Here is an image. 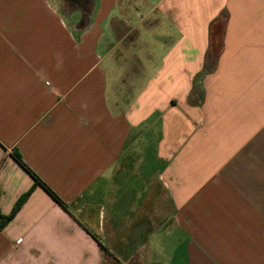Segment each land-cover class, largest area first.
Wrapping results in <instances>:
<instances>
[{
  "label": "crops",
  "instance_id": "crops-1",
  "mask_svg": "<svg viewBox=\"0 0 264 264\" xmlns=\"http://www.w3.org/2000/svg\"><path fill=\"white\" fill-rule=\"evenodd\" d=\"M81 5L0 0V264H264V0Z\"/></svg>",
  "mask_w": 264,
  "mask_h": 264
},
{
  "label": "trees",
  "instance_id": "trees-1",
  "mask_svg": "<svg viewBox=\"0 0 264 264\" xmlns=\"http://www.w3.org/2000/svg\"><path fill=\"white\" fill-rule=\"evenodd\" d=\"M70 4H78L80 5V3L82 4L81 7L83 8V24H82V28L85 26V21L87 20V15L89 13L90 10V6H91V0H67ZM222 33H223V24L220 21H217L215 23H213L211 25V29H210V38H211V52L216 55L218 54L220 47H221V42H222ZM211 68L210 65H207V67L205 68V70H209ZM11 156L13 157V159H15V161L21 166L23 167V169H25L29 175L33 178V187H35L36 185H40L41 187H43L47 193H49L57 203H59L60 205H63V202L60 200V198L56 195V193L50 188L48 187L42 180L41 178L25 163V161L23 160L21 154L19 153L18 150H12L10 152ZM32 188H30L27 192H25L18 200L17 202L14 204V206L12 207L11 211L6 214V215H2L0 214V229L3 228L17 213V211L20 209V207L23 205V203L27 200V198L29 197V195L32 192ZM104 251L109 255V251L107 250V248H104Z\"/></svg>",
  "mask_w": 264,
  "mask_h": 264
},
{
  "label": "rangeland",
  "instance_id": "rangeland-1",
  "mask_svg": "<svg viewBox=\"0 0 264 264\" xmlns=\"http://www.w3.org/2000/svg\"><path fill=\"white\" fill-rule=\"evenodd\" d=\"M74 16H75V15H73V17H71V18L73 19ZM127 179H128V178H127ZM132 183H133V179L131 178V180H130V184L132 185ZM104 254H105V256H106L107 259H108L107 264H115L116 260L113 259L112 254L109 253V255H108L106 252H105Z\"/></svg>",
  "mask_w": 264,
  "mask_h": 264
}]
</instances>
